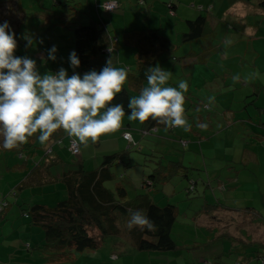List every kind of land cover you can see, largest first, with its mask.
I'll use <instances>...</instances> for the list:
<instances>
[{
  "label": "crops",
  "instance_id": "1",
  "mask_svg": "<svg viewBox=\"0 0 264 264\" xmlns=\"http://www.w3.org/2000/svg\"><path fill=\"white\" fill-rule=\"evenodd\" d=\"M105 1L107 0H96V8H98L99 4L102 5ZM119 1L121 4L119 12L127 11L130 8L129 2L132 3L131 0ZM132 1H134L140 8H142L141 6L146 7L148 5L147 0ZM167 2L175 3L176 7L171 6V3L169 4V7L171 10H174L173 13H175L176 16L179 15L183 21L195 20L200 14L204 15L194 9L188 8V6H183L182 3L179 4V1L176 3L177 0H168ZM223 2L224 3L218 7L216 12H214L216 9L215 2H212V6L210 7L211 10L208 9V13L211 11L210 13H212V15L217 16V18H215L216 20L209 18V20L215 22L213 26H218V19L229 26V29L226 31L227 36L225 38V43L216 46L217 51L221 54H213V52L216 51V48H214L213 45H211V49H202L201 51H198L200 52L198 53L194 50L193 43L191 42L189 43L191 46L190 49L186 50L185 59H181L182 61L180 62L182 68L188 67L193 68L194 70H200L204 80L208 79V73L211 72L210 64L212 63H214V65L218 64L224 66V68L229 71L230 75H227L228 77H240V85L239 87L235 85L234 90L228 89L229 85L225 81L224 90H222L221 95L231 92L232 101L229 106H221L217 108L214 105L217 102V97L214 99L215 101L213 102V105L217 108V111H222L220 115L225 118L224 120L219 121L222 123L217 124L212 121L213 123L211 122L206 128L198 129L195 127L197 131H194V134L191 132L187 136L185 135L186 138H180V142L183 146H189V148L195 147L201 151L208 171L210 165L206 163L205 157L207 148L209 159L214 158V160L217 161V165H220L217 170L211 165V168H213L215 172H218L216 175V179L218 180L216 181V179H214L210 182V186L208 185V190L210 191H206L205 193V206L212 209H210L208 213L205 211L199 215L196 214L194 219L196 220V224L202 226V228L206 230L207 236L204 238H207L209 241H204L202 246H196V248H193L197 249L196 252L185 253L184 251L179 250L182 249L181 247L177 246L176 250L171 251H149V256H143V253H147L148 251L139 252L131 247H120L115 249L110 246H104L99 250H86L84 253L76 255L72 260L80 257V259H84L85 264H136V258L131 259L130 257H136L137 255V257H143V260H146L147 258L151 260L153 258V261H150L149 263H147L148 261H144L143 264H258V254L255 253L256 249L254 248L255 246L253 243L255 244V242L258 241L259 234H264V105L259 107L260 113L257 117L253 115L254 113L250 108H247V106L251 105L256 100L251 99L253 95L258 94L261 97L260 94L264 88V0H253L251 2L223 0ZM122 4L126 5L125 8H122ZM0 9V23L7 21L11 26V31L16 33L17 40L19 39L21 41L22 28L26 18L25 0H0ZM149 11L150 16L152 17V9ZM166 11L168 13V9H166ZM99 13L101 19L94 21L95 17H92L91 22L94 21L96 23L106 24L109 28L110 21L105 19L102 12ZM113 20L115 19L113 18ZM142 22L144 23L145 21H141L138 28H126L123 31H119L117 35L112 31V36L119 39L118 47H114V51H117L116 64L118 62L120 67H124L123 64H127V70H134V66L131 61L126 59L128 55L123 52L124 48H128L135 52L137 66L139 65V62L141 63L144 58H147L145 56L151 52H145L147 49H141L140 46H126L121 40L124 34L127 32L141 31L140 34H143L144 32L146 37L151 38L152 32H158L161 34L163 30L162 28L157 29L155 27L142 26ZM136 26L137 24L134 27ZM183 31H188L187 26ZM172 33L173 37L168 36V38L173 42V46L169 47V51H166V49H163V44L161 46L163 51H161L162 54L159 56V60L156 61V59L149 58L147 60L148 64H151L153 61V66L159 64L163 69L166 68L163 65L164 54H169L171 56L183 45L180 43L181 34L179 32L176 34H174V32ZM24 34L31 35L27 32ZM57 36L60 38H63L64 36L71 37L70 34H65V32L58 33ZM20 41H17V43H22ZM227 41H231V43H227ZM48 42L49 45L46 47H34L35 49H31L30 46H28L26 49L29 58L36 61L37 67L42 66V68H44L41 75L49 72L55 74L60 68L66 69L70 67H68V60L62 56L63 53L60 51L56 52L57 59L55 61L47 58L48 50L50 49V46L53 45L50 41ZM226 46L228 48H225ZM69 49L71 52L72 50L74 51L73 40ZM57 50H60V48H57ZM229 63H231V65H229ZM216 69L218 68L214 69L215 72H217ZM259 69H261L260 73ZM257 72L259 75H256ZM39 73H41V71ZM146 85L147 83H145L144 86ZM238 89L239 91H237ZM131 94H134L133 97L139 95L136 92H131ZM258 99L260 98L258 97L257 100ZM244 105L246 106L245 109L247 108L246 110L243 109ZM241 107L242 109H240ZM202 111L203 109L198 108L197 111H194L193 109L188 112V123L190 119L195 120V115L197 113H199L198 116H201V121H204ZM126 126L138 130L137 132H133V139L135 142H140L145 138L142 130H140L138 122H133L128 118H124L123 126L119 130V133L101 137L104 142L107 143L105 154H118V151L116 152V147H114L117 144L122 145L121 147L123 148H128V142L123 139V129H125ZM162 127L166 128L164 125L159 127V134H162ZM172 130H174L175 133L178 130H180V133L186 132L182 128H170V131ZM208 135H210L209 138ZM36 137L37 140H35V143L39 146L37 152H32L33 150H29L25 147L28 142L25 145H22L19 150H4L2 148V139H0V155L3 154L4 164L10 173L13 174L17 171L23 172L24 170H27V175H25L23 180L19 183L22 184V189L19 186L20 189L18 188L17 196L15 199H12V201H17L18 196L24 192L28 194L37 193L44 195L50 193L57 194L53 198V203L54 201L58 203L59 199L63 198L65 194V187L61 182V175L72 168L73 163H75V161L71 162L64 155L65 152L69 153L66 149L69 141L63 136L54 140L53 143L50 141L46 145H41L38 140V134ZM184 138L188 139V141H184ZM90 143L93 144V146ZM89 144L87 147L81 145V154L77 159V163L85 162L89 164H100L101 158L103 157L102 155H104L99 154L98 146L100 143L95 145L94 143L89 142ZM112 146L115 149H113ZM43 147H46L47 153H52L53 158L56 155L55 159H57V164L53 167H48L46 172L35 173L37 170V168L34 169L36 165L35 163L40 162L43 164L44 161L42 158L44 152L41 149ZM214 148H217L216 155H214ZM20 153H22L23 156H21ZM118 162L122 163V160L119 159ZM181 163L183 165V161H181ZM184 175L188 178L187 172L184 173ZM192 183H195L194 190H197V181H192ZM1 196H4V194H1ZM212 200L214 204L210 205L209 202ZM53 203L52 200L49 202L45 200L44 197L42 198L43 205L51 207ZM13 211L14 205L8 210L5 217L6 219L10 217L8 223L12 222L11 226L13 227L14 232L12 231L8 237H6V235L4 237L7 241L9 240L10 247L6 248L7 250L0 251V262H4L2 256H5L6 252H12V249L21 247L23 250H29L26 248L29 244L32 248L33 243L27 238L29 237V234L35 235L38 233L35 230L37 229L38 231V228L32 226L30 220L23 215V219L14 220V218H12L13 215H11ZM8 223L5 227L8 226ZM193 224L192 221V226ZM217 227L220 228V230H217ZM212 231L216 233V242L224 243L225 247H222L220 251L204 252V249L211 247L212 236L210 233ZM14 237H16L18 241H14L13 246V241L11 239ZM200 239L201 237L196 235L189 238L188 242L191 244L199 243L198 241ZM261 240L264 241L263 237ZM226 244H229L230 246L226 247ZM115 251L117 253H114ZM221 253L224 255H220ZM114 254H116L118 258L117 260L112 261L111 256ZM213 254H215V260L212 258ZM122 256H124V258H122ZM7 261H5V264H9ZM259 263L261 264V262Z\"/></svg>",
  "mask_w": 264,
  "mask_h": 264
},
{
  "label": "rangeland",
  "instance_id": "2",
  "mask_svg": "<svg viewBox=\"0 0 264 264\" xmlns=\"http://www.w3.org/2000/svg\"><path fill=\"white\" fill-rule=\"evenodd\" d=\"M55 1H57L59 4H56ZM167 1L168 0H147L148 5L146 7L141 6L142 8H145L142 9L138 7L134 1L131 0L132 3L128 1L130 8L127 11L119 12L120 9H117L109 13L107 11H104L102 8H100V10L96 8V0H25L26 18L22 28V34H21L22 39L20 41L19 39L17 40L16 38L17 41H20L22 43H17V49L15 55L21 58L29 57L28 52L26 51L27 49L26 41L23 38L25 35L24 32L29 31L31 33V35L29 36L33 38V43L30 46L31 49H35L37 47H46L49 45L48 41H50V43H53V45H55L56 48H60V50L57 51L63 53L62 56H64L65 59L68 60L69 63L68 67L69 66L71 67L69 60V56L73 52V50L71 52V50L69 49L72 43L71 37L64 36L63 38H60L57 36V34L64 32L65 34L66 33L70 34L71 32H73V30L76 27H79L81 25L91 24L92 17H95L94 21L101 19L99 16L100 14L99 12H102V15L105 17V19H107V21H110L109 28L113 31L115 35H117L119 31H123L126 28L129 29L138 28L141 21H145L144 23L142 22V26L143 25L145 27L150 26L152 28L155 27L157 29L162 28L163 30L161 34L168 35L169 37H173V33H172L173 30H174V34L179 32L181 34L180 35V43H181L182 34L185 33L183 29L186 28L187 24L185 21L181 19L179 15L175 16L173 14H170L169 4L171 2H167ZM178 1L179 4L182 3L183 6L185 7L188 6V8L203 13L208 20L209 18L213 20H216L215 18H217L216 15H212V13H210L211 11L208 13V9H210V7L212 6V2H215L216 5V9L214 10V12H216L218 7L224 3L223 0H177L176 3H178ZM68 6H71L72 9L68 10L69 9ZM125 6H126L125 4H122V8H125ZM201 7H203V11L200 10ZM150 9H152V13H153L152 17L150 16L149 13ZM166 9L169 10L168 13ZM113 18L115 20H113ZM209 21L210 24L207 26V34H210L211 31L216 30L215 36L210 37L211 35H209L211 40L209 39L202 40L199 42L200 44L198 42L193 43V47L196 52L201 51L202 49L203 50L211 49V45H213V47L216 48V46L218 45L220 46L225 43V38L227 36L226 31L229 29V26L227 24H224V22L219 21L218 19L217 20L218 26L214 27L215 30H213V25L215 22H212L211 20ZM2 24L3 23H0V25ZM136 24L137 26L134 27ZM187 30H188V26H187ZM41 41L43 42L41 43ZM52 46H50V49L52 48ZM190 47H191L190 44H183L171 56L169 54H164L163 65L164 67H166L165 68L166 71H169L171 73L170 80L168 81V86L178 87V84L181 80H184L188 83L189 88L188 91L185 93V105H184L185 110L188 107L197 110L198 108L203 109L202 117H204V121H201V116H198L199 113H197L195 115V120L193 119L189 120V124H191L192 126L190 131L180 133V130H178L175 133L174 130L170 131V128L162 127L161 129L162 134L155 133V136L149 135L144 139H142V141L137 142V146L132 147V149L126 147L123 148L121 147L122 145L117 144L114 147H116L117 149L116 152L118 151L122 163L121 162L115 163L110 168L111 172L116 177L114 181V185L116 181L122 182L123 185H125L128 190L129 199H134L135 197H137V195L148 194L161 207L166 206L168 204H172L177 207V209L179 210V215L176 220V226L173 229L172 237L175 240L176 245L182 248L179 250L184 251L185 253L196 252L197 249H193V248H196V246H202L204 241H209L207 238L206 239L203 238L201 241H198L199 243L191 244L190 242H188L189 238H192V236H195L197 234H203L204 232V231L203 232L200 231L202 228L199 225L192 226V221L194 225H196L194 222L196 214L199 215L200 213L205 211L208 213L209 210L212 209L210 207L205 206V193L206 191H210L208 190L209 188L208 185L210 186V182L216 179V175L218 173L215 172L213 168H211V165L215 167V170H217V168L220 167V165H217V161L214 160V158L209 159L208 148H207L205 157H206V163L210 165V167H208L209 169L208 171L206 169L207 167L205 166L201 151L195 147L189 148V146L186 147L183 146L182 143L180 142V138L185 137V135L187 136L191 132L194 134V131H197L195 127H197L198 124L204 123L207 126H209L212 121L217 124L222 123L219 121H222L225 118L220 115L222 111H217L216 109L221 106L227 107L230 105L232 101L231 92H229L228 94L224 93L221 95L222 90H224L225 81L228 83L229 85L228 89L230 90L231 89L234 90L235 85L237 87H239L240 85L239 81H234L233 77H228L230 75L229 71L226 68H224V66H220L218 64L215 65L214 63L210 64L211 72L208 73L207 80H204L200 70H194L193 68H188V67L182 68L180 62L183 59H185L184 57L186 56V50L190 49ZM225 48L228 47L226 46ZM215 50L216 51L213 52V54H218V55L221 54L219 51H217V48ZM123 52H125V54L128 55L126 59L132 62L134 66L133 69H136L137 60L135 59V52L133 50H129L128 48H124ZM174 57L176 58V60H174ZM123 65L127 70L128 67L127 64H123ZM229 65H231V63H229ZM116 67H120L118 62L116 64ZM215 68H218L216 69L217 72H215L214 70ZM66 69L68 75L71 76V74L68 71L69 68ZM37 70L38 72L41 71L40 74H42L44 68L40 66L37 67ZM260 71L261 69H259V73ZM127 82L125 86L127 85ZM237 91H239V89ZM217 95H221V96H217ZM260 95L261 97L258 94L253 95L251 99L253 100L256 99V100L254 101V103L247 106V108H250V110L254 113L253 115L255 117H257V115L260 113L259 107L261 105H264V88L261 91ZM256 96L257 98L259 97L260 99L257 100ZM209 97H215V98L217 97V102L214 104L217 108L213 105V102L215 100L210 105L208 104ZM205 105L208 106L206 107ZM245 107L246 106L244 105L243 107L244 110L247 109V108L245 109ZM214 109L216 110V112ZM240 109H242V107ZM187 113L188 112H185L186 118H187ZM124 118L127 119L128 116ZM197 128L201 129V127H197ZM116 133H119V131ZM209 136L210 135H208V138ZM184 141H188V139H185ZM103 142L104 140L101 138L99 139L98 142L94 144L98 145V143H100V145L98 146L99 154L107 155L105 154L107 143L106 142L103 143ZM91 145L93 146V144ZM214 149H215L214 155H216L217 148ZM64 155L71 162H73V160L71 159V155L69 153L65 152ZM78 157L79 156L73 158L77 160ZM181 161H183V165H182L183 167L171 163V162H181ZM99 165L100 164L88 163V166L91 167V169H94ZM172 166L175 167V172L177 171V173H173L172 175H170L169 179L165 181L163 184L157 183L154 187H151L150 189L142 188V181L144 177L148 175H155L156 174L155 169L157 168L161 169L163 172H166L169 170L168 168L172 169ZM185 171L187 172L188 178L185 177L184 175ZM25 175H27V170H24L23 172L17 171L11 174L8 168L4 164L3 154L0 155V204L4 203V200H2V198L9 197L8 194L10 192L13 191L17 192V185L23 180ZM217 180L218 179H216V181ZM192 181L193 182L197 181V190H191V191L189 190L191 188L193 189L195 188V183H192ZM60 185L63 186L62 184ZM110 185L113 186V184L111 183L108 184V186ZM1 194L4 195L6 194L7 196H1ZM56 195L57 194H50V193L49 194L47 193L45 195L37 194V193L28 194L25 192L23 194H20L17 199L18 204H14V211L11 213V215H13L12 218H14V220H19V219L21 220L24 218L22 216L21 207H19V205L29 208V206L33 203L41 204L43 197L45 198V200L49 202L52 200L53 203V198ZM65 197H66V189L63 198L59 199V201L65 199ZM15 198L16 196H10L9 201H12V199ZM12 202L15 203L14 201ZM56 203L57 202L54 201L52 206L54 207ZM209 204L210 205L214 204L213 200L209 202ZM8 219L10 221V217H8ZM7 223L8 221L0 226V251L7 250L6 248L10 247L9 240L7 241L6 238L4 237L5 235L6 237H8L9 234L12 233L13 227L11 226L12 222H9L8 226L5 227ZM37 228L38 231L37 229L35 230L38 233H36L35 235L29 234V237L27 238L31 243H33V247L31 249L23 250L21 247L17 249H12V252L5 253L6 257L2 256L4 262H0V264H5V261L7 260L9 264H47L46 261L41 257V253L39 249V246L42 247V243H44V233L42 229H40L39 227ZM217 230H220V228L217 227ZM203 235L207 236L206 234ZM210 235L212 236L211 247L208 249H204V252L220 251L222 247H225L224 243L216 242V233L214 231H212ZM113 239L116 238L114 237L107 238V246L111 245L110 242H112ZM11 240L13 241V246H14V241H18L16 237L12 238ZM228 246L230 245L226 244V247ZM143 254H144L143 256H149L150 253L147 252ZM214 255L215 254H213L212 258L215 260L216 258L214 257ZM220 255H224V254L221 253ZM122 258H124V256H122ZM130 258L131 259L136 258V264H143L144 261H148L147 263L153 261L152 260L153 258L151 260H149V258L143 260V257H137V255L136 257H130ZM64 264H85V262L84 259H80V257H78L77 259L70 260ZM258 264H260L259 261Z\"/></svg>",
  "mask_w": 264,
  "mask_h": 264
},
{
  "label": "trees",
  "instance_id": "3",
  "mask_svg": "<svg viewBox=\"0 0 264 264\" xmlns=\"http://www.w3.org/2000/svg\"><path fill=\"white\" fill-rule=\"evenodd\" d=\"M239 1L251 2L253 0ZM55 3L59 4L57 1ZM117 3V9H119L121 7L120 1L117 0ZM171 6L176 7L173 2H171ZM68 8V10L72 9L71 6H68ZM99 8H101V5H98ZM169 10L170 14L174 12V10ZM200 10H203V7ZM185 22L188 26V31L182 34V44H189L191 42L199 43L202 40H211L210 37L215 36V26H213V30L215 31L207 34V26L210 24V21L204 15L200 14L195 20H186ZM25 32L30 33L29 31ZM140 32H127L121 39L128 47L140 46L141 49H147L145 52H151L145 56L147 58L143 57L144 59L141 63L139 62L136 69L127 70L129 73L127 86H124L123 91L117 95L114 101V103L124 106L125 117L130 113L127 105L130 97L134 95L131 92L140 93L141 88L147 83L146 73L148 69L155 67L152 65L153 61L151 64H148L147 60L149 58L156 59V61L159 60V56L162 54L161 51H163L161 49L163 44V49H166V51H169V47L173 46V42L170 41L168 35L152 32L151 38H149L146 37L144 32L143 34H140ZM70 35L74 43V51L81 62L80 66L76 69L69 67L68 71L71 75L75 72L83 77L85 73L92 70L99 72L106 65L109 57H113V65L116 67L117 51H114V47H118L119 39L112 36V30L106 24L91 22L88 25H81L76 27ZM209 35L211 36L209 37ZM110 47L112 48V52L108 51ZM192 109L188 107L185 112H190ZM194 110L196 111L197 109ZM137 122L144 137L149 135L155 136V133H158L160 130L159 127L163 126L153 120H149L144 124H141L139 121ZM154 128L155 131H153ZM123 130V139L128 142V148L132 149V147L137 146V142L133 139V132H137L138 130L132 129L129 126H126ZM125 132L131 134L132 141L124 138ZM36 136L29 138L25 146L29 150H33L32 152H37L39 148L35 143V140H37ZM63 136L69 141L66 149L72 156L73 161H75L73 167L61 175V182L66 189L65 199L60 200L54 207H49L42 203H33L29 208L19 205L22 215L30 220V224L39 227L44 233V243H42V247L39 246V249L41 257L46 263L64 264L72 260L77 254H82L86 250L102 249L104 246H107L108 237L116 238L110 242V247L115 249L131 247L139 252L176 250L177 245L172 234L179 215L177 207L172 204L161 207L148 194L137 195L134 199H129L128 190L122 182L116 181L114 185L116 177L110 170L120 159L119 154L103 156L100 165L91 169L88 163H77L75 158L77 156L80 157L81 145H79L80 153L75 155L70 149L72 138L68 137L63 131L55 133L50 141L53 143L54 140ZM41 149L44 152V155L42 154L44 161L43 164L40 162L35 163L34 169L37 168L35 173L46 172L48 167H53L57 164V159H55L56 155L53 158L52 153H47L46 147ZM20 155L23 156L22 153ZM171 163L183 167L181 162ZM168 169V171L163 172L157 168L155 169V175L144 177L142 188L154 187L157 183L163 184L169 179L170 175L177 173V171L175 172L174 166H172V169ZM110 183L113 186H108ZM19 186L22 189V184H19L17 191L20 189ZM8 195L9 197L17 196V192H10ZM9 197H4L2 199L4 203L0 204V226L8 221L5 218L8 210L14 204H18L17 201L15 203L9 201ZM135 210H144L149 218L158 226V230L150 232L134 228L129 231L124 225L129 219L130 211ZM193 226H198V224H193ZM200 227L202 228V226ZM200 231H204L203 234L207 235L204 228ZM203 234L197 235L203 239L205 237ZM262 237L264 239V234H259L258 241L255 244L253 243V245L256 249L255 253L258 254V261L264 264V241L261 240ZM27 248L31 249V245L29 244ZM114 253L117 252L115 251ZM117 258L118 256L116 254L111 256L112 261L117 260Z\"/></svg>",
  "mask_w": 264,
  "mask_h": 264
},
{
  "label": "clouds",
  "instance_id": "4",
  "mask_svg": "<svg viewBox=\"0 0 264 264\" xmlns=\"http://www.w3.org/2000/svg\"><path fill=\"white\" fill-rule=\"evenodd\" d=\"M116 7L117 0H107L101 5L104 11H114ZM23 38L26 47L32 45L31 36L25 34ZM16 49V33L5 21L0 25V139L4 150H19L37 134L40 144L46 145L60 130L72 138L73 147H87L89 142L96 143L102 136L122 128L125 108L114 101L123 91L129 73L124 67H115L113 57L108 58L99 72L92 70L83 77L75 72L69 76L64 68L55 74L41 75L36 61L17 57ZM108 51L112 52V48ZM56 52L53 45L47 58L55 61ZM69 60L73 69L80 66L75 51ZM170 77L171 73L159 64L148 69L147 86L141 88L138 96L129 99V120L141 124L153 120L167 128L191 130L184 107L189 85L181 80L178 87L168 86ZM233 79L239 81L240 77ZM214 99L209 97L208 104ZM197 127L206 128L207 125L198 124ZM124 138L129 139L130 133L125 132ZM124 226L129 231L134 228L158 230L144 210L130 211Z\"/></svg>",
  "mask_w": 264,
  "mask_h": 264
},
{
  "label": "built area",
  "instance_id": "5",
  "mask_svg": "<svg viewBox=\"0 0 264 264\" xmlns=\"http://www.w3.org/2000/svg\"><path fill=\"white\" fill-rule=\"evenodd\" d=\"M118 8V3H117V7L115 8V10ZM114 10V11H115ZM109 12H112V11H109ZM127 140H129V141H132V136H131V134H130V138L129 139H127ZM70 149L72 150V152L75 154V155H78L79 153H80V147H79V145H77L76 147H73V145H72V139H71V142H70ZM190 190H194L193 188H191Z\"/></svg>",
  "mask_w": 264,
  "mask_h": 264
}]
</instances>
